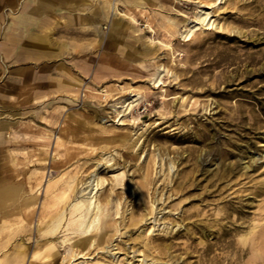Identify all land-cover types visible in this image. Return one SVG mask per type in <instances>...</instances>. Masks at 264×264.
I'll return each instance as SVG.
<instances>
[{"label": "rangeland", "instance_id": "obj_1", "mask_svg": "<svg viewBox=\"0 0 264 264\" xmlns=\"http://www.w3.org/2000/svg\"><path fill=\"white\" fill-rule=\"evenodd\" d=\"M122 12L93 77L31 116L12 173L8 154L1 259L264 264V0Z\"/></svg>", "mask_w": 264, "mask_h": 264}, {"label": "crops", "instance_id": "obj_2", "mask_svg": "<svg viewBox=\"0 0 264 264\" xmlns=\"http://www.w3.org/2000/svg\"><path fill=\"white\" fill-rule=\"evenodd\" d=\"M160 2L0 0V201L15 194L17 185L2 177L8 174V154L12 173L13 145L25 135L31 116H44L76 93L80 79L93 77L106 43L121 36L120 17L103 31L114 7L120 5L128 16L154 10ZM0 264L11 259L0 257Z\"/></svg>", "mask_w": 264, "mask_h": 264}, {"label": "bare ground", "instance_id": "obj_3", "mask_svg": "<svg viewBox=\"0 0 264 264\" xmlns=\"http://www.w3.org/2000/svg\"><path fill=\"white\" fill-rule=\"evenodd\" d=\"M206 18H207V14L205 13V15H204V13H202V14H200L198 17H196V21L195 22H189L188 24H187V28H186V33L184 34L186 37H189L191 34H192V32L195 30V29H197V27L200 25V23H202L204 20H206ZM199 20V21H198ZM135 99H133V100H131L129 103H128V105L130 104V105H132V103H133V101H134ZM8 186V185H7ZM97 187H98V181L95 183V189H97ZM1 194H3V193H1ZM95 194H96V191H94L89 197H87L86 198V200H84V201H89L88 202V206L86 207V204H85V202H78L79 204H77L78 205V207L77 208H83L84 206H85V209L87 210V209H89V206H91V205H94V203H95V201H96V198H95ZM2 196V195H1ZM4 196H6V195H4ZM7 196H9V195H7ZM3 198V197H2ZM6 198V197H5ZM83 201V200H82ZM96 208H97V210L99 209V206L97 205L96 206ZM97 213H98V211H96L95 212V216H94V219H93V221H92V223H90L89 225H85V227L84 228H86V227H92L93 225V222H95L96 220H97ZM84 214V213H83ZM81 217V216H80ZM84 222L83 221H81L80 222V225H81V227H82V224H83ZM84 225V224H83ZM84 230V229H83ZM86 231V230H85Z\"/></svg>", "mask_w": 264, "mask_h": 264}]
</instances>
